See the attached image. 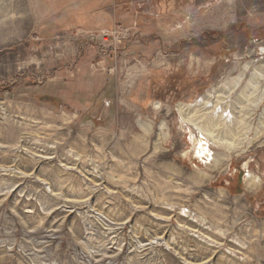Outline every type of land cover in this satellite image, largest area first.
<instances>
[{
	"label": "rangeland",
	"instance_id": "374dc122",
	"mask_svg": "<svg viewBox=\"0 0 264 264\" xmlns=\"http://www.w3.org/2000/svg\"><path fill=\"white\" fill-rule=\"evenodd\" d=\"M0 264H264V0H0Z\"/></svg>",
	"mask_w": 264,
	"mask_h": 264
},
{
	"label": "built area",
	"instance_id": "2783aa9c",
	"mask_svg": "<svg viewBox=\"0 0 264 264\" xmlns=\"http://www.w3.org/2000/svg\"><path fill=\"white\" fill-rule=\"evenodd\" d=\"M110 34V35H109ZM122 34L121 30H104L100 36H98V40H101L103 43H106L108 41L109 37L113 36H119ZM117 37H115L116 40Z\"/></svg>",
	"mask_w": 264,
	"mask_h": 264
},
{
	"label": "bare ground",
	"instance_id": "6f19581e",
	"mask_svg": "<svg viewBox=\"0 0 264 264\" xmlns=\"http://www.w3.org/2000/svg\"><path fill=\"white\" fill-rule=\"evenodd\" d=\"M195 153L197 154V156L200 158V159H203L204 158V156H205V154H206V152L203 150V148L202 147H196L195 149ZM205 153V154H204Z\"/></svg>",
	"mask_w": 264,
	"mask_h": 264
}]
</instances>
